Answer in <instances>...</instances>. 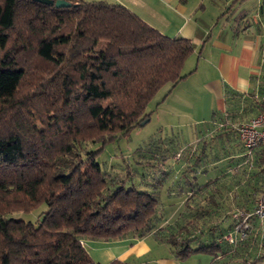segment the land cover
<instances>
[{"label": "trees", "instance_id": "1", "mask_svg": "<svg viewBox=\"0 0 264 264\" xmlns=\"http://www.w3.org/2000/svg\"><path fill=\"white\" fill-rule=\"evenodd\" d=\"M66 1L0 0V264H100L83 242L150 235L178 261L204 253L220 264H255L234 259L224 236L236 227L232 213L250 212L264 191L252 180L264 174V146L251 152L257 172L239 166L251 154L235 129L257 104L236 112L226 91L225 112L194 131L184 163L174 156L186 143L157 136L130 158L101 164L105 145L128 136L149 117L155 93L184 77L193 46L121 4ZM164 196L182 202L168 218ZM41 204L36 223L13 216ZM248 231L245 239L237 232L239 246Z\"/></svg>", "mask_w": 264, "mask_h": 264}, {"label": "crops", "instance_id": "2", "mask_svg": "<svg viewBox=\"0 0 264 264\" xmlns=\"http://www.w3.org/2000/svg\"><path fill=\"white\" fill-rule=\"evenodd\" d=\"M81 1L121 4L165 36H180L191 41L193 52L186 61L194 58L196 66L187 69L183 74L184 77L170 90L172 89V92L194 73L201 78L205 77L202 89L209 99V111H214L210 119L201 121L202 124L208 123L214 113L225 112L226 91H230L234 95L232 98L237 101L236 112H242L245 108L257 104V108L247 110L245 118L237 120L238 124L256 116L264 107L262 104L264 103V0ZM184 65L182 70L185 69ZM187 112L190 114L191 110ZM195 137L196 135L193 141L185 144L187 148L195 142ZM255 159V155L251 154L247 160L238 164L241 166L250 163L253 165L251 171L257 172ZM251 175L249 173L246 178H251ZM253 179H258L257 187L264 188V174L262 176L257 174L252 177ZM256 199L247 205L251 210ZM174 200L178 210L182 202L180 199ZM231 233L235 239L230 243V248H236L235 254L231 255L234 259L245 257L249 260L254 259L255 264H264V221L255 217L250 219L248 238L242 247L237 241L239 234L234 231ZM145 239H136L132 242L130 240L85 241V248L92 259L100 264H108L115 259L142 264L144 261L140 258L149 252ZM155 264H182V261L176 260L170 252L169 257ZM214 264L220 263L215 261Z\"/></svg>", "mask_w": 264, "mask_h": 264}, {"label": "rangeland", "instance_id": "3", "mask_svg": "<svg viewBox=\"0 0 264 264\" xmlns=\"http://www.w3.org/2000/svg\"><path fill=\"white\" fill-rule=\"evenodd\" d=\"M103 46L104 42H100L96 49L99 50ZM195 66L196 60L194 58L188 59L184 65L185 69L182 70L181 73L184 74L187 69H192ZM204 79V76L201 78L197 73H194L182 81L172 92V89L170 90V84L162 86L146 107V112L149 113V117L146 118L148 121L144 125L135 127L128 136L120 137L116 141L106 144L103 152L98 156V161L101 164L108 165L111 163H119L122 161V157L130 158L131 154L137 148L145 145L157 136H175L181 143H190L193 141L195 136L194 130L203 128L204 124H202L201 121L207 118L210 119L214 111H209V99L207 93L202 89ZM187 111H189L190 114H188ZM198 121H200V123ZM192 150L193 147H188L180 151L182 152L180 157L182 163L189 158ZM232 164L233 163H229L233 169L232 166L234 164ZM222 165L223 164H219V171L223 168ZM177 168L178 165L175 164V169ZM223 170H226L225 167ZM212 174V171L208 172L207 177ZM173 200L174 199H170L169 197L165 198V196L161 198V207H163V212L167 218L169 213H174L178 208V206L175 205V200ZM45 211L46 205L41 204L31 212H18L13 214V216L17 219L36 223L41 219ZM145 241L149 247V252L140 258L141 261L155 264L158 263L159 260L169 257L170 250L166 244L155 241L151 236L146 237ZM83 244L85 246V242H83ZM214 263L215 261L212 260V256L204 253H195L187 260L182 261V264Z\"/></svg>", "mask_w": 264, "mask_h": 264}, {"label": "built area", "instance_id": "4", "mask_svg": "<svg viewBox=\"0 0 264 264\" xmlns=\"http://www.w3.org/2000/svg\"><path fill=\"white\" fill-rule=\"evenodd\" d=\"M235 129L239 142L248 154H251L252 150L260 145L264 146V111L240 122ZM181 154L182 152L177 153L174 159L179 161ZM252 217L264 221V191L255 200L254 207L250 212L237 210L232 213V218L237 222L234 232L240 233L241 238H244L245 232L250 229V219ZM224 240L233 243L235 239L230 232L224 236Z\"/></svg>", "mask_w": 264, "mask_h": 264}, {"label": "water", "instance_id": "5", "mask_svg": "<svg viewBox=\"0 0 264 264\" xmlns=\"http://www.w3.org/2000/svg\"><path fill=\"white\" fill-rule=\"evenodd\" d=\"M41 4L45 5H54L57 8H66L69 7L71 4L70 2H67L66 0H33ZM148 119L143 120L140 125H144Z\"/></svg>", "mask_w": 264, "mask_h": 264}]
</instances>
